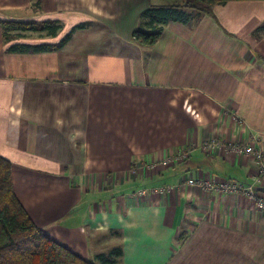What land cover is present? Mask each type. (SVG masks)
I'll return each instance as SVG.
<instances>
[{"label":"crops","instance_id":"crops-1","mask_svg":"<svg viewBox=\"0 0 264 264\" xmlns=\"http://www.w3.org/2000/svg\"><path fill=\"white\" fill-rule=\"evenodd\" d=\"M37 2L0 0V20L61 25L9 41L0 27V155L36 226L95 264L117 248L115 264H264L257 199L184 182L258 174L204 143L251 135L264 151V0L184 8L153 46L133 36L141 13L176 1Z\"/></svg>","mask_w":264,"mask_h":264},{"label":"trees","instance_id":"trees-1","mask_svg":"<svg viewBox=\"0 0 264 264\" xmlns=\"http://www.w3.org/2000/svg\"><path fill=\"white\" fill-rule=\"evenodd\" d=\"M167 5H149L141 13V27L134 30V38L144 46H153L163 26L169 21L187 22L184 8L196 6L198 12L210 11L215 5L233 0H169ZM180 1V2H177ZM30 31L55 35L61 28L57 22L44 21L36 24L27 22ZM80 26V25H79ZM4 41L25 37L27 27L16 21L0 20ZM264 30V26L261 27ZM73 31V30H72ZM71 31V32H72ZM70 33L60 42L65 43ZM48 51L47 45L32 46L16 43L9 47L12 52L29 50ZM121 255L120 249L107 254H98L95 260L100 264H115ZM0 264H95L85 260L63 245L46 236L36 226L13 190L11 162L0 155Z\"/></svg>","mask_w":264,"mask_h":264},{"label":"built area","instance_id":"built-area-1","mask_svg":"<svg viewBox=\"0 0 264 264\" xmlns=\"http://www.w3.org/2000/svg\"><path fill=\"white\" fill-rule=\"evenodd\" d=\"M258 142L259 138L247 135L243 140L230 145H226L217 139H212L204 143L205 148H213L217 155H222L225 150L231 148L233 151L250 158L258 170V174L253 183L241 182L235 179L217 181L214 177H207L205 174L196 172L193 176L184 179L185 184L193 187L202 186L223 194L243 193L255 197L259 207L264 210V200L259 196V191L257 190V186L264 185V151L258 146ZM169 190V187H161L157 192L164 193ZM138 192L140 195H143L146 193V190H140Z\"/></svg>","mask_w":264,"mask_h":264},{"label":"rangeland","instance_id":"rangeland-1","mask_svg":"<svg viewBox=\"0 0 264 264\" xmlns=\"http://www.w3.org/2000/svg\"><path fill=\"white\" fill-rule=\"evenodd\" d=\"M38 0H36V3L38 4L39 2H37ZM187 8H190L191 9V12H194V11H197V9H196V6H189V7H187ZM12 21H15V20H12ZM16 22H19V23H22V24H24L26 27H27V29L28 30H26V35H28V34H34V32L33 31H30V25H26L27 24V22H29V23H31V21H28V20H23V21H16ZM40 25V24H39ZM36 34V33H35ZM187 156V155H186ZM185 157V156H184ZM165 188V187H164ZM140 195V194H139ZM234 264H236V262L234 263ZM244 264H258V263H256V262H254V261H252V260H249V261H246ZM259 264H261V263H259Z\"/></svg>","mask_w":264,"mask_h":264},{"label":"water","instance_id":"water-1","mask_svg":"<svg viewBox=\"0 0 264 264\" xmlns=\"http://www.w3.org/2000/svg\"><path fill=\"white\" fill-rule=\"evenodd\" d=\"M257 190H258L259 192H264V185H263V186H262V185L257 186Z\"/></svg>","mask_w":264,"mask_h":264}]
</instances>
